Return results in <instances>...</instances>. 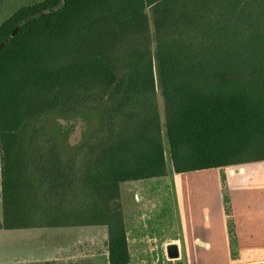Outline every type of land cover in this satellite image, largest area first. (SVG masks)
<instances>
[{"label": "trees", "instance_id": "16d2710c", "mask_svg": "<svg viewBox=\"0 0 264 264\" xmlns=\"http://www.w3.org/2000/svg\"><path fill=\"white\" fill-rule=\"evenodd\" d=\"M3 42L0 229L107 225L130 264L122 182L166 148L178 173L264 159V0H42ZM57 116L92 123L67 145Z\"/></svg>", "mask_w": 264, "mask_h": 264}, {"label": "crops", "instance_id": "0c3cea01", "mask_svg": "<svg viewBox=\"0 0 264 264\" xmlns=\"http://www.w3.org/2000/svg\"><path fill=\"white\" fill-rule=\"evenodd\" d=\"M154 178L164 181L120 184L130 264H264V159L180 173L168 168ZM162 207L172 218L155 215ZM0 232L16 242L0 264H110L107 225ZM30 235L42 244H27ZM169 244L178 246L177 259L168 256Z\"/></svg>", "mask_w": 264, "mask_h": 264}, {"label": "rangeland", "instance_id": "374dc122", "mask_svg": "<svg viewBox=\"0 0 264 264\" xmlns=\"http://www.w3.org/2000/svg\"><path fill=\"white\" fill-rule=\"evenodd\" d=\"M40 1L42 0H0V25L19 8L25 5H34ZM89 122H90V119L86 117H81V116L70 117V118H64V117L57 116V117H54L50 121L51 132L54 135V137L58 141L62 142L63 144L68 145L69 143L71 145H75L82 139L84 132L87 130L88 126L92 123V121L90 123ZM0 155H1V151H0ZM166 161H167V167L172 168V162H171V157H170L168 148H166ZM0 165H1V159H0ZM161 181H164V179L161 180L157 178H154V179L150 178L149 180H145L144 183L160 184ZM1 195L2 194H1V180H0V220L3 219ZM162 214L164 217L162 219L163 221L165 220L167 221L169 218H172V211L169 212L168 208L162 207L161 210L159 208L158 212L155 213V215H158L160 217ZM162 226L163 228L166 229V225H162ZM15 243L16 242L13 241L9 237L8 232H0V252H1L0 260L1 261H8L9 255L6 252L8 251V248L12 245H15ZM27 244L35 245V244H42V242L37 243L33 235H30L28 237Z\"/></svg>", "mask_w": 264, "mask_h": 264}, {"label": "water", "instance_id": "95a60500", "mask_svg": "<svg viewBox=\"0 0 264 264\" xmlns=\"http://www.w3.org/2000/svg\"><path fill=\"white\" fill-rule=\"evenodd\" d=\"M43 12H37V13H34V14H31L25 18H23L21 21H19V23L16 25L15 29H14V32L12 33V35L15 34V32L21 27L23 26L24 24L42 16ZM4 42L3 43H0V49L4 46ZM167 249H168V256L171 258V259H177L179 256H180V253L178 251V246L176 244H169L167 246Z\"/></svg>", "mask_w": 264, "mask_h": 264}]
</instances>
